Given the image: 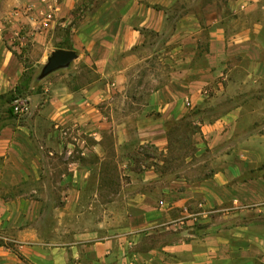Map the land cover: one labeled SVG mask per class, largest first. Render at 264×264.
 <instances>
[{
  "label": "crops",
  "instance_id": "crops-1",
  "mask_svg": "<svg viewBox=\"0 0 264 264\" xmlns=\"http://www.w3.org/2000/svg\"><path fill=\"white\" fill-rule=\"evenodd\" d=\"M260 2L8 0L0 95L29 69L30 46L35 65L56 49L77 56L40 77L24 118L0 103V264H264V45L252 26L228 32L223 13L239 18ZM202 24L206 61L197 66ZM147 51L175 67L163 83L139 73ZM220 77L218 94L232 106L197 121L194 155L168 172L157 157L168 152L166 124L202 105ZM147 144L157 155L134 168L132 154ZM99 193L110 198L104 219L124 206L122 224L73 227L69 219L93 205L84 209V198Z\"/></svg>",
  "mask_w": 264,
  "mask_h": 264
},
{
  "label": "rangeland",
  "instance_id": "rangeland-1",
  "mask_svg": "<svg viewBox=\"0 0 264 264\" xmlns=\"http://www.w3.org/2000/svg\"><path fill=\"white\" fill-rule=\"evenodd\" d=\"M9 8L8 0H0V15L4 13ZM224 24L226 28L228 29V32H233L237 28L243 29L248 28V26H252V28L259 29V32L252 38V40L256 43H258L259 46L264 45V0H261L260 6L258 9L254 10L253 12L247 14V15H240L238 18L236 15L232 14L228 6H225L224 10ZM76 15H78V11L76 12ZM203 31L201 32L200 37L198 38V45L200 48V51L196 53V55L193 57L192 64H196L197 66H201L205 64V51L207 49V32L208 29L206 25H201ZM164 40L163 37L159 38V43H162ZM31 42H28V45ZM33 49V50H32ZM31 52H29V56L26 58V64L28 66L27 75L29 77V86L30 87H37L40 79V73L43 65H35L34 58L37 54V49L34 48V46H30ZM261 51H264L263 48H261ZM31 55V57H30ZM166 55V54H165ZM178 54L177 56H179ZM161 57L158 56H152L151 53L148 51L144 53V60H142L141 65L144 66V68L139 69V73L142 75H159L160 80L162 83L166 81V78L168 77L169 72L173 69V67L168 64L164 60V53L160 54ZM260 59H262V52L259 53ZM259 59V60H260ZM179 66H183L181 63H177ZM156 67L155 70H153L152 67ZM147 70V71H146ZM173 70H176L175 67ZM248 70V67L245 68V71ZM244 69H236V72L233 70L228 74L227 77L228 82H232L233 79H238L237 77L243 76ZM260 74H264L263 71ZM195 76L194 74H191V77ZM221 77L219 80H215L214 84L211 86H207L204 89V95L206 98L204 99V103L202 105H195L194 108L190 109L189 115H187L186 119H181L178 121L180 124H184L185 121H190L193 123V125L198 126V122H202L203 120H213L217 117V114L224 110L227 107L232 106L233 101H227L223 100L221 95L218 94L221 89ZM219 83V84H218ZM231 86L227 89L228 92L232 91V83ZM150 88L154 87V84L149 85ZM264 91V89H263ZM23 95H20L22 97H30L31 95L28 94V89L22 93ZM220 95V96H219ZM258 102V101H255ZM264 103V102H262ZM258 102L259 104H262ZM263 105V104H262ZM185 120V121H184ZM181 127V125H180ZM183 127V125H182ZM180 131L174 132L171 136L172 141V147L168 150L166 156H161L160 154L157 155L156 151L154 150V147L151 145H145L141 147V149L137 150V152H134L132 154V157L135 159V165L134 168L138 167L137 160L141 159L142 156L145 157H153L156 156L165 161L163 162L162 166L167 170L168 172L175 173L176 168H180L181 161H183V158L185 156H192L195 152V147L192 145L191 141V135H190V129L187 127L186 129V135H184V129L180 128ZM182 131V132H181ZM199 131V126L196 132ZM195 132V133H196ZM194 134V133H193ZM201 157L207 156L208 153L204 152L201 153ZM164 157V158H163ZM161 167V166H160ZM170 177H166L168 179ZM92 200V201H91ZM110 200L109 197H105L103 193H99L97 197L91 198L88 200L86 197L84 198V202L86 203L84 205V209H86L88 206V203L92 202L91 210H84L85 212L81 213L78 218L69 219V221L73 224V227L80 228V230H87L86 228L91 227L92 225L96 224L97 220L104 219V203L108 202ZM94 202V203H93ZM117 205V204H116ZM123 205H117V208L113 210V212H106V218L104 219L105 222H109V220L114 221V224L121 225L125 218V210L123 209ZM103 220V221H104ZM152 264H160L156 261L152 262ZM165 264V263H163Z\"/></svg>",
  "mask_w": 264,
  "mask_h": 264
},
{
  "label": "trees",
  "instance_id": "trees-1",
  "mask_svg": "<svg viewBox=\"0 0 264 264\" xmlns=\"http://www.w3.org/2000/svg\"><path fill=\"white\" fill-rule=\"evenodd\" d=\"M76 20H77V18H73L70 21L68 27H70L71 24L74 23ZM68 30L69 29H67V31H66L67 33L69 32ZM60 47L64 48L65 46H60ZM66 48H70V47H66ZM26 89H28V94H30L31 96H35V95H37L39 93V87L38 86L35 87V88L29 86V77L27 75V70H26V73H24V76L22 77V79L20 80L18 85H16L15 88L12 91L0 95V103H2L3 105L6 106V109H7V112L9 113V115H11V116L13 115L11 107H10V103L17 96L23 95L22 93H24V91ZM186 118H187V116L184 117V119H186ZM180 125H181V127H180ZM182 125H183V127H182ZM187 127H189V129H190V135L195 133L197 131V129H198V126H196V125L194 126L193 123L190 122V121H185L184 124H180V123H178V121L177 122H168L166 124V128H167L166 130H167V135H168V150L172 147V141H171L172 134L174 132L180 131L181 130L180 128H185L184 129V135H186L187 134L186 133Z\"/></svg>",
  "mask_w": 264,
  "mask_h": 264
},
{
  "label": "water",
  "instance_id": "water-1",
  "mask_svg": "<svg viewBox=\"0 0 264 264\" xmlns=\"http://www.w3.org/2000/svg\"><path fill=\"white\" fill-rule=\"evenodd\" d=\"M76 56V53L69 49H56L52 51L41 69L40 77H44L58 68L66 67Z\"/></svg>",
  "mask_w": 264,
  "mask_h": 264
},
{
  "label": "built area",
  "instance_id": "built-area-1",
  "mask_svg": "<svg viewBox=\"0 0 264 264\" xmlns=\"http://www.w3.org/2000/svg\"><path fill=\"white\" fill-rule=\"evenodd\" d=\"M31 102H32V100L30 97L17 96L10 103L12 114L17 119L24 118L30 112ZM127 264H132V263H127Z\"/></svg>",
  "mask_w": 264,
  "mask_h": 264
}]
</instances>
